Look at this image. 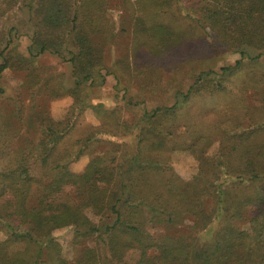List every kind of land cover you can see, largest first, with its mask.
Segmentation results:
<instances>
[{"label": "trees", "instance_id": "obj_1", "mask_svg": "<svg viewBox=\"0 0 264 264\" xmlns=\"http://www.w3.org/2000/svg\"><path fill=\"white\" fill-rule=\"evenodd\" d=\"M110 1L36 0V5L29 1L47 30L31 37L26 53L5 55L3 50L0 74L11 66L27 69L45 52L63 58L67 52L73 76V88L68 89L76 98L73 114H82L86 106L102 112V103H88L90 92L85 98L81 93L104 86L110 73L93 37L111 27L106 11ZM188 1L191 8L204 10L224 34L249 32L259 42L264 37V0ZM178 2L136 0V34L153 40L159 50L179 43L186 31L182 20L172 15ZM247 54L259 58L263 53L245 51L242 58ZM242 65L240 59L219 70L210 67L197 73L186 92L175 91L172 105L145 112L146 123H138L133 152L93 156L81 173L69 169L70 161L96 142L110 140L100 135L115 132L102 125L80 139L77 147L63 149L73 121L71 117L67 124L48 119L51 123L42 127L37 146L17 153L0 169V231L6 233L0 241V264L54 260L68 264L60 255L55 257L60 248L54 232L69 226L78 238L97 235V245L84 249L77 264H124L135 252L136 264H264V134L259 133L263 124L230 126L228 120L219 121L211 126L221 131L213 155L208 151L216 140L206 131H196L194 124H184L179 135L167 130L168 123L184 122L179 110L192 98L203 89L212 93L224 89V81ZM179 149L192 152L199 161L197 173L187 179L171 164L169 153ZM249 208L257 212L252 226L238 228L235 220ZM144 212L164 224L189 216L193 227L188 235L155 237L146 230ZM97 216L102 222L95 221Z\"/></svg>", "mask_w": 264, "mask_h": 264}, {"label": "rangeland", "instance_id": "obj_2", "mask_svg": "<svg viewBox=\"0 0 264 264\" xmlns=\"http://www.w3.org/2000/svg\"><path fill=\"white\" fill-rule=\"evenodd\" d=\"M29 1L36 5V0H0V65L4 62L3 50L5 55L9 51L13 55L26 53L31 37L47 30L42 15L36 13V7L29 6ZM134 2L136 0H111L106 6L111 27L107 32L93 36L101 50L102 62L110 73L104 86L85 89L81 97L85 98L90 92L88 103H102V112L86 106L82 114H73L76 98L68 89L73 88V76L67 52H64V58L45 52L27 69L11 66L0 74V169L17 153L36 147L41 129L51 123L50 119L67 124L71 117L73 121L61 144L63 149L77 147L80 139L102 125L105 130L115 132V135H100V138L110 140L96 142L82 156L70 161L69 169L75 173L83 172L93 156L110 153L120 157L128 150L133 152L137 126L146 123V111L172 105L175 91L186 92L200 71L210 67L219 70L240 59L242 67L224 81V89L214 93L211 89H203L201 95L179 110L182 124L165 121V126L168 123L167 130L179 135L185 130L184 124H194L196 131H206L215 139L221 131L211 126L228 120L225 122L230 126L237 122L242 125L262 123L263 129L259 133L264 134V37H260L259 42L257 37H249V32L224 34L219 24L208 20L204 10H195L188 0H179L172 6V15L182 20L185 37L178 40V45L159 50L153 40L136 34L134 15L137 14L133 6L135 10L139 8ZM241 21L247 25V21ZM236 24L241 26L240 22ZM245 51L251 55L263 54L259 58H250L248 54L242 58ZM219 144L217 139L209 147L208 154H215ZM169 154L173 168L182 177L187 179L197 173L199 161L192 152L179 149ZM256 213V208L245 209L235 220L238 228L249 229ZM143 215L146 230L155 237L188 235L194 222L191 217L183 216L174 223L164 224L150 220L148 212ZM95 221L102 222L98 216ZM96 236L78 238L72 226L56 230L54 237L60 248V253L55 254L56 259L60 255L68 264H77L84 249L97 245ZM5 238L6 233L0 231V241ZM137 255L133 253L123 263L136 264Z\"/></svg>", "mask_w": 264, "mask_h": 264}]
</instances>
